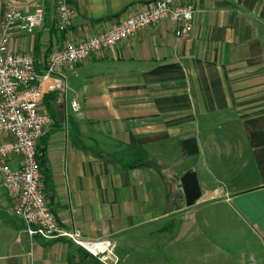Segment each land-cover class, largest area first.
Masks as SVG:
<instances>
[{
    "label": "crops",
    "instance_id": "crops-1",
    "mask_svg": "<svg viewBox=\"0 0 264 264\" xmlns=\"http://www.w3.org/2000/svg\"><path fill=\"white\" fill-rule=\"evenodd\" d=\"M152 1L72 0L62 31L53 0H19L25 12L41 3L45 19L16 29L9 50L33 54L42 74L53 49ZM175 4L195 10L187 37L164 19L66 71L65 93L44 81L45 199L62 227L111 239L116 264H264V0ZM4 12L0 0V22ZM188 170L201 191L192 207L178 180ZM23 227L0 182V264H107Z\"/></svg>",
    "mask_w": 264,
    "mask_h": 264
},
{
    "label": "built area",
    "instance_id": "built-area-1",
    "mask_svg": "<svg viewBox=\"0 0 264 264\" xmlns=\"http://www.w3.org/2000/svg\"><path fill=\"white\" fill-rule=\"evenodd\" d=\"M5 12L0 22V182L8 193L14 214L23 224L22 232L43 240H68L107 264H116L115 243L108 238L88 240L75 228H64L48 206L41 185V173L36 158V146L51 117L42 108L45 93L44 81L55 78L58 88L65 93V72L92 54L116 48L122 41L161 20L174 25V35L184 38L191 32L194 8L176 5V0H153L137 13L127 15L104 32L88 36L77 44H66L53 49L44 59V71L37 73L31 53H13L10 43L16 29L32 33L41 27L45 10L37 3L32 11L25 12L19 0H1ZM56 26L66 29L72 22V0H53ZM76 111V101L70 102ZM18 159L13 169L9 162Z\"/></svg>",
    "mask_w": 264,
    "mask_h": 264
},
{
    "label": "water",
    "instance_id": "water-1",
    "mask_svg": "<svg viewBox=\"0 0 264 264\" xmlns=\"http://www.w3.org/2000/svg\"><path fill=\"white\" fill-rule=\"evenodd\" d=\"M194 171H186L179 180V187L184 196L185 207H192L199 199L201 191Z\"/></svg>",
    "mask_w": 264,
    "mask_h": 264
},
{
    "label": "trees",
    "instance_id": "trees-1",
    "mask_svg": "<svg viewBox=\"0 0 264 264\" xmlns=\"http://www.w3.org/2000/svg\"><path fill=\"white\" fill-rule=\"evenodd\" d=\"M37 61L38 59L35 60V67H36V64H37ZM40 63V62H39ZM42 63V62H41ZM44 65V61L42 63ZM45 68V67H44ZM36 70H37V73H41V71H39L36 67ZM42 151H39L38 147L36 146V158H37V162H38V166H39V170H40V173H41V176H42V169H41V163H42V157H43V154L41 153Z\"/></svg>",
    "mask_w": 264,
    "mask_h": 264
},
{
    "label": "rangeland",
    "instance_id": "rangeland-1",
    "mask_svg": "<svg viewBox=\"0 0 264 264\" xmlns=\"http://www.w3.org/2000/svg\"><path fill=\"white\" fill-rule=\"evenodd\" d=\"M249 258V257H248ZM247 257H243V259L241 258V264H260L258 261V259L256 258H249ZM251 259V260H250ZM240 264V263H239Z\"/></svg>",
    "mask_w": 264,
    "mask_h": 264
}]
</instances>
